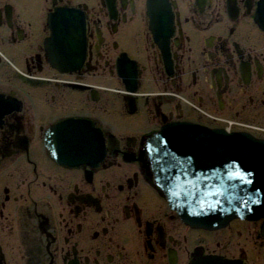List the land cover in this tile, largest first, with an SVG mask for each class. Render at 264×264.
<instances>
[{
    "label": "flooded vegetation",
    "instance_id": "obj_1",
    "mask_svg": "<svg viewBox=\"0 0 264 264\" xmlns=\"http://www.w3.org/2000/svg\"><path fill=\"white\" fill-rule=\"evenodd\" d=\"M62 9L85 18L72 69L47 58ZM0 102V264H264V217L190 226L139 163L169 124L217 126L199 109L264 128V0H0Z\"/></svg>",
    "mask_w": 264,
    "mask_h": 264
},
{
    "label": "water",
    "instance_id": "obj_2",
    "mask_svg": "<svg viewBox=\"0 0 264 264\" xmlns=\"http://www.w3.org/2000/svg\"><path fill=\"white\" fill-rule=\"evenodd\" d=\"M180 127H191L192 129L190 128L191 131L185 132L183 135L179 130ZM200 129L203 127L192 123H174L162 129L158 145L155 148V152H159V150L163 152L159 163L161 171L163 170V179L161 176L158 178L159 185L167 187V191L165 190L168 193L167 196L170 200H174V203L182 198L181 200L189 207V211L194 217L205 218L215 215L212 217L215 218L219 215L221 222L224 223L228 217H221V213L226 207L228 208L227 213H232L241 206L245 211L248 208L251 210L249 214L240 211L239 216L236 217H245V215H253L255 218L264 217V207L260 206L264 196V187H261L264 184V152L262 151L264 142L250 134L247 135L253 138L243 133L227 132L226 137H219L224 139L223 155L217 158L219 155L211 154L221 164L206 168L203 166L205 158L209 153H212L209 152V147L187 148L188 143L196 141L197 138L204 141ZM241 135L243 136L239 137ZM216 139L211 145L218 146ZM169 142L171 144L174 142L175 147L177 144H181V147L186 150L184 152L177 150L174 156H168L170 154L166 155L165 150L168 148L166 145H169ZM192 153L197 156V161ZM256 155L261 157V160L259 159L261 163L256 159ZM218 178H221V183H224L225 187H207L211 183H218ZM179 184L198 186L182 187ZM219 206L220 211H218ZM256 207L258 208L254 214L253 209Z\"/></svg>",
    "mask_w": 264,
    "mask_h": 264
},
{
    "label": "bare ground",
    "instance_id": "obj_3",
    "mask_svg": "<svg viewBox=\"0 0 264 264\" xmlns=\"http://www.w3.org/2000/svg\"><path fill=\"white\" fill-rule=\"evenodd\" d=\"M162 2H163V0H158V4H161ZM149 13L154 15V17H155L156 10L151 9L149 11ZM169 14H171V13L169 12ZM75 15L82 18L83 23ZM64 19L66 20V23L69 24V26L66 27L65 30H60V29H58V27L60 26L61 22H64ZM49 23H50V29H51V37H50L49 42H48V47L50 50L49 54H48V50H47L48 61L52 62L54 64L55 68H62V67L68 68L69 67L68 69H70V68L72 69V67L81 66L83 61H84V56L86 53V49H85L86 48V25H85V18H84L83 13H81V12L76 13L72 9H62V10L58 11L55 15L50 16ZM154 23H155V18H154ZM80 25L83 26V30L80 28ZM52 28H53V30H52ZM82 34H83L84 38L79 39V36L82 37ZM73 40H74V42H73ZM63 41H66L65 47L67 48L66 50H67L69 56L74 55L75 52L77 53L81 50H84L82 57L79 59V61L77 62V64L75 66H72V62L69 63V60L68 61L66 60L64 62V60L61 56V54H63V56H64V53H65V48H63V46H62ZM59 51H60V53H59ZM67 64L69 66H67ZM132 69H133V73L131 74L132 79L130 80L131 81L129 83L130 85L128 84V86H127L131 93H133L132 91L135 92V90H136V84H133V83H136V77H135L136 71H135L134 65H132ZM2 106H3V104H2V102H0V108ZM1 112H2V110H0V114H1ZM175 123H177V122H175ZM179 123H185L186 124L188 122H179ZM179 123H177V124H179ZM216 123H217L216 124L217 126H215V127L205 126L206 130H204L205 128L203 127V125H201V127H203V129H200V134L203 136L204 141L201 138H197L196 141L189 142L188 143L189 146L187 145L188 149H196V148L201 149V148H205L207 146L209 147V152H212V153H209L208 157L205 158V161H204L205 163L203 164V166L206 168L210 167L211 165L212 166L218 165L220 163V161L216 160V157L212 156L211 154L215 153L214 155H217V156L219 155V157H217V158H220V156L223 155L222 154V152H223L222 148L225 146V145L223 146V140L224 139L219 138V137H226L227 136L226 135L227 132L224 129H226L228 131H235V130L240 131L241 133H243L246 136H249L247 134H250L254 138L262 140V142H264V139L259 137L260 135L257 134V132L255 130L253 131V129L235 128L233 125L228 124L229 120L225 124H221L219 122H216ZM86 125L88 126V130L93 133V142L95 143V147L92 148V150H93L92 152H94L93 157H90L91 154L83 155L82 160L88 166L95 167L96 166L95 163L101 162L102 157L104 156L103 148L100 144L101 135L99 134V136H96L94 134V130H91V125H93V124L88 123ZM190 128L191 127H189V128L180 127L179 130L183 134L185 132L191 131L192 128L191 129ZM84 133L85 132H83V138L86 136V134H84ZM160 135H161V133L156 134L152 137H149L146 140V145H145L144 149H142V151H141V152H144V154L143 153L141 154L140 159H139V163H140L141 169L143 170V173L149 175L151 181L153 182V186L157 187L158 189L160 188L162 190V193H164L165 195H168V193H166L167 187L160 186L159 181H158V178H160V176H161V179H163V170L161 171V168L159 165L160 160H161L160 159L161 154H163V152H161V150H159V152H157V151L155 152V148L158 145V142H159L158 140H159ZM52 136H53V134H52ZM242 136L243 135H241L239 137H242ZM251 136H249V137L253 138ZM239 137H236V138L238 139ZM216 138H218V139H216ZM214 139L218 140V141H216L218 143V146L211 145V143L213 144ZM85 141L89 142L88 138ZM81 142H83V140ZM51 146L53 148L52 141H51ZM109 146L111 147L110 142H109ZM166 147H168L165 150L166 155L170 154L168 156H174L175 152H177V150H179L180 152H184L186 150L185 148L181 147V144H177V146L175 147L174 142H172V144H171V142H169V145H166ZM221 149H222V151H221ZM111 151H113V150L111 149ZM262 151L264 152V149H262ZM192 155H193L194 159L197 161V156L193 153H192ZM54 158L57 160V162L62 163L59 161V159L55 155H54ZM80 158H81V156H80ZM143 158H145L146 161H144ZM260 158L261 157L259 155H256L257 160H259ZM65 159H67V161H68L70 158H65ZM260 160H259V163H261ZM145 164H148V169H147ZM179 186L196 187L198 185H195V184H188V185L187 184H179ZM207 187H225V186H224V183H221V178H218V183H211ZM261 187H264V184ZM263 194H264V191H263ZM181 199L182 198H179L175 202V210L181 214V216H182L181 218L184 221V223H186L190 226L207 228V229H217V228H222V227L227 226L232 220H235V219L251 220V221L257 219L253 215H247V216L245 215V217H243V216L236 217V216H239L238 213L240 211H243L246 214H249V211L251 210L250 208H248L247 211H245V209L241 205H240L241 207H237L235 209V211H233L232 213H227L228 208L226 207V209L221 213V217H223V216H225V218H226V216L228 217V219L226 220L227 222L225 221L224 223L221 222V218L219 215H217L215 218H212L215 215L212 217L207 216L205 218H200L198 216L194 217V215L191 214L192 212L190 213L189 207H187L186 204L184 203V201H182ZM172 201H174V200H172ZM172 201L169 200L168 203H170L172 205ZM260 206L264 207V196H263L262 203ZM260 206H258V207H260ZM258 207L253 209L254 214H255V211H257ZM220 210L221 209L219 206L218 211H220ZM229 217H231V218H229Z\"/></svg>",
    "mask_w": 264,
    "mask_h": 264
},
{
    "label": "rangeland",
    "instance_id": "obj_4",
    "mask_svg": "<svg viewBox=\"0 0 264 264\" xmlns=\"http://www.w3.org/2000/svg\"><path fill=\"white\" fill-rule=\"evenodd\" d=\"M8 8H10V7H8ZM235 17H236V15H235ZM2 59L4 60V62L5 61H7L8 60V64H10V60L7 58V57H4V55H2ZM4 62H2V64H1V69H2V71H5V68H6V66L4 67V69H3V63ZM7 64V65H8ZM8 66H10V65H8ZM12 66V65H11ZM18 70H19V68H18ZM15 72L17 71V68L14 70ZM8 72V71H7ZM10 73V72H9ZM12 74H13V72H12ZM10 77V76H9ZM17 83L19 82V83H24L23 81H21V78H19V80L17 81V79H16V77L14 76V74H13V76H11ZM10 77V78H11ZM12 79V80H13ZM98 82V84H97V86L99 87H96V88H98V90L99 91H103L104 90V88H106V90H108V93L111 95V99H113V97H115L114 99H116V97H118L120 94H119V92H113L110 88H112V87H110V86H108V81H106V80H101V82L100 81H97ZM24 85V84H23ZM28 86V85H27ZM36 90V92H38L39 94H40V96L42 97V98H44V91H43V89H35ZM94 90H96V89H94ZM103 92H105V90L103 91ZM254 93V92H253ZM250 94H251V92H250ZM188 96V98H189V96L190 95H188V93L187 94H184V96L185 97H187ZM253 96L255 95V94H252ZM95 96L96 97H98L97 96V94L95 93ZM167 98H168V100L167 101H170L169 99V97L170 96H166ZM220 97H221V95H220ZM187 98V99H188ZM240 99H242V100H246L247 98L246 97H243V98H239V101H237V103H239V104H241V101H240ZM59 101V103L61 104V108L64 110V109H68L69 108V103H70V99L69 100H67V98L63 101L62 100V98H60V99H58ZM63 101V102H62ZM221 104L223 105L222 106V108L225 106L224 105V102H222L221 101ZM187 105H189V107H190V103H188ZM218 106H220V105H218ZM221 107V106H220ZM235 108V106H233L232 107V109H230L229 107L227 108V109H223V110H221V111H214V113L216 114L215 115V117H213L214 115L212 114V111H210V110H202V109H199V111H197V113H198V115L199 116H207L208 118H210L211 120H213V121H217V122H219V123H221V124H225V123H227V121L229 120V125H233L234 127H241V128H249V129H253V131L255 130L256 132H257V134L260 132V133H264V128H262V127H258V126H256V125H254V124H251L249 121H252V118H253V116H252V112L250 111V113H251V118H249V114L248 113H244V117H240V118H235V117H231L230 115L232 114V116H233V113H231V112H233V109ZM218 109H219V107H218ZM209 114V115H208ZM222 114V115H221ZM115 118V117H114ZM112 119H113V117H111V116H109V117H107V121L108 120H110V121H112ZM227 124V125H228ZM134 129H136V127H134ZM130 131H133V129H130ZM135 157L132 155V156H130V159L132 160V159H134Z\"/></svg>",
    "mask_w": 264,
    "mask_h": 264
}]
</instances>
